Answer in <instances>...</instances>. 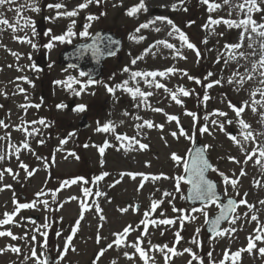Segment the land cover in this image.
<instances>
[{"label":"rangeland","instance_id":"1","mask_svg":"<svg viewBox=\"0 0 264 264\" xmlns=\"http://www.w3.org/2000/svg\"><path fill=\"white\" fill-rule=\"evenodd\" d=\"M83 2L15 0L0 6V18L14 26L0 25V220L6 219L5 213H16L10 223L0 225V232L10 231L17 237L0 236V264H39V260L47 261L48 253L55 262L47 264H145L133 244L146 251L148 264H264V254L259 251L264 248V239L255 240L257 235L264 236V159L257 164V153L244 163L248 153L264 146V97L256 92L264 89V77L260 75L264 69L257 64L253 72V65L264 55V37L251 28L244 32L223 22L245 19V13L236 7L244 0H209V4L220 5L213 11L201 0L198 20L190 31L184 30V19L196 0H143L146 10L133 16L127 12L140 0H100L79 9ZM257 3L264 9V3ZM56 4L64 7H50ZM74 9L78 11L76 16L59 15ZM89 16L97 18L89 20ZM252 19L264 24V11H254ZM143 24L148 27L141 28ZM100 27L121 35L123 47L116 56L106 59L104 77L89 84L79 69L59 66L57 55L64 46L89 39ZM174 28H179L188 42L199 43V54L206 57L203 62L197 49H189ZM69 29L74 36L64 42L53 40ZM85 30L88 36L81 35ZM242 33V46L228 48L241 43ZM169 68L175 71L155 78L132 76L134 72H166ZM237 72L244 76L243 85L236 82L240 78L234 75ZM250 73L253 78L249 80ZM217 80L220 83H214ZM157 83L165 87L158 88ZM108 87L114 88V93ZM137 87L151 95L133 98L127 88ZM180 88L190 95L184 96ZM173 92L181 103L172 99ZM71 99L76 105L68 110ZM254 100L261 103L253 105ZM245 101L248 106L237 117L229 105L241 107ZM61 104L65 107H58ZM79 105H85L86 110H76ZM157 108L162 111H155ZM84 113L91 126L80 131L77 124ZM169 116L178 117V122L169 120ZM240 119L251 126L255 140L243 141ZM146 121L153 127L149 128ZM105 124H111L113 130H97ZM205 126L206 132L202 131ZM181 128L187 135L181 134ZM231 128L236 130L242 147L230 138ZM197 136L205 144L214 169H218L211 170L210 175L219 179L225 196L238 199L235 212L220 230H227L225 235L206 231L208 218L219 209L218 201L191 205L187 203L186 180L180 182L179 190L176 188L175 178L185 177L184 164ZM65 140L67 143H61ZM140 144L148 147L142 149ZM100 147L105 148L103 155ZM173 154L183 159L177 162ZM242 169L246 175H240ZM105 172L109 175L96 179ZM221 172L229 180H238L235 188L230 183L225 185ZM128 173L144 175L132 179ZM72 180L77 182L70 183ZM242 199L247 204L239 203ZM18 204L33 206L17 211ZM125 208L127 211H121ZM165 219L174 223H160ZM128 226L131 230L116 245L117 234ZM249 237L255 240L251 252L246 250ZM164 245L167 248L160 251ZM12 247L19 248V253ZM169 248H175L176 254L168 252ZM241 249L245 250L233 260L231 254ZM225 252L229 253L228 260ZM193 253L198 258H193Z\"/></svg>","mask_w":264,"mask_h":264},{"label":"snow or ice","instance_id":"2","mask_svg":"<svg viewBox=\"0 0 264 264\" xmlns=\"http://www.w3.org/2000/svg\"><path fill=\"white\" fill-rule=\"evenodd\" d=\"M15 0H0V6L4 5V4H12L14 3ZM99 3L100 0H84L83 3L79 4L78 8L79 9H84V8H87L89 4L91 3ZM203 2L205 4H209V0H203ZM225 3H228V0H224ZM261 3H264V0H260ZM220 5L218 4H209V11H213L215 10L216 8H218ZM50 7H55L57 9H60L62 7H64V5L62 4H56V5H50ZM236 7H238L240 9L241 12H244L245 13V19H242L240 20L239 22L237 21H231V20H225L223 21L225 24H227L229 27H236V28H243V31L244 32H248L249 31V28H251V31L252 32H257V34L261 37H264V30H261V29H264V24H258L254 19H252V13L254 11L256 12H260V11H264V9H261L259 7V4L257 3V0H244L243 3L241 4H238L236 5ZM141 9H144L146 10V6L145 4L143 3V0H140V3L139 5L137 6H134L132 7L131 9L128 10L127 14L129 16H133L135 15L138 11H140ZM246 9V11H245ZM33 11H38L39 9L38 8H33L32 9ZM16 11L19 13L21 10L20 9H16ZM59 15H64V16H69V17H73V16H76L78 15V11L77 10H72V11H66V12H63V13H59ZM97 17H93V16H89L88 19L89 20H92V19H96ZM158 19H166V18H163V17H159ZM74 23V22H73ZM168 23L171 24L172 21L168 20ZM212 23H220V21L218 20H213ZM0 25H7L8 27H13V25H11L9 23V21L7 19H4V18H0ZM141 28H146L148 27L147 24H143L140 26ZM140 29L138 28L136 31H139ZM174 30L178 33H180V39L181 41H183L184 43L187 44V47L189 49H195V45L188 42V37L180 32V29L179 28H174ZM157 31H159V29H157ZM171 34V33H170ZM75 33L71 31V29H69V31L66 33V35H59V36H54L53 37V40H57V41H61V42H64L66 40V37H72L74 36ZM81 35L83 36H88L89 33L87 32V30H85L83 33H81ZM251 39V37H249ZM141 39H143V37H141ZM241 43H238V44H230V45H227L228 48H231V49H238L242 46V41H243V33L241 34ZM30 42V41H29ZM159 43H163L165 44L166 47L168 48H175V45H172V44H169L167 43L166 41H159ZM47 47L51 48L52 47V44H48ZM249 47H251V45H249ZM262 48H264V44L261 45ZM96 51L97 53H99V48H96ZM15 55V53H13ZM110 54H113V53H110ZM179 55V52L177 53ZM197 55H199V51L197 50ZM241 55H243V53H241ZM133 64L136 63V60L134 59L132 61ZM225 63H227V61H225ZM257 64L259 65V67L261 69H264V55H261L260 57V60L256 62V64L253 65V72L256 71V67H257ZM128 69H125V71H127ZM175 70L172 69V68H169L166 70V72H156V71H152V72H134L132 74L133 78L135 77H153L155 78L156 76H164L166 75L167 73H171V72H174ZM81 75H84V73H81ZM211 75V74H209ZM235 76H239V80H237L236 82L240 85H243V83L245 82V79H244V76H241L238 72L237 73H234ZM260 75L262 77H264V71H261L260 72ZM190 79H193L192 77H189ZM252 74H248L247 76V79H252ZM26 79V78H25ZM74 78L70 77L69 80H73ZM96 81H93V80H89L88 83L91 84V83H95ZM199 83V81H197ZM232 80L230 79L229 80V83H231ZM57 83H61L60 81H57ZM127 81L124 82V86L126 87L127 86ZM214 83H220L219 80L215 81ZM261 84H264V80H261ZM68 87H71V84H68ZM107 87V86H106ZM116 87H121V85H117ZM156 87L158 88H163L165 87V85L163 84H159L157 83L156 84ZM208 87H212V84H209ZM110 93H114L115 89L112 88V87H108L107 89ZM21 91H23V89H21ZM127 91L132 93L133 95V98H135L137 95H139L140 97H147V96H150L151 93H145V92H141L140 89L137 87L135 90H133L132 88H127ZM180 93H182L184 96H188L190 95V93L188 91H186L185 89L183 88H180ZM256 92H258L261 97H264V89H256ZM78 94V93H77ZM256 93H253V95H255ZM171 97L173 100L176 101V103H181V101L177 98V94L175 92H173L171 94ZM205 99H208V97H205ZM261 101H253V105L255 104H260ZM230 107L233 108L235 114L237 117H240L241 113L245 110V107L248 106V103L245 101L244 102V106H241V107H237L235 105H229ZM23 107V106H22ZM36 107H39V105H36ZM58 107H65V105L61 104V105H58ZM78 111H85L86 110V106L85 105H79L78 108L76 109ZM155 111L159 112V111H162L161 109L157 108V109H154ZM252 110L255 111V107L253 106L252 107ZM189 115H192L191 113H189ZM219 115L221 116H225L227 115L226 113L224 112H219ZM169 120L171 121H177L178 122V117L176 116H169L168 117ZM39 123L43 124L44 121L41 120L39 121ZM147 124V126L149 128L153 127V124L152 122L150 121H146L145 122ZM213 123L215 124L216 122L213 121ZM228 123H231V121L229 120ZM0 124H3V121H0ZM239 124L241 125V133L240 135L243 137V141L244 142H247L249 140H255V136L253 135V132L250 131V125L248 123H246L243 119H240L239 120ZM159 127H163V125H160ZM220 129L223 131V128H224V125L223 124H220L219 125ZM98 131H104V132H108L110 130H113V126L111 124H105L102 128H98L97 129ZM202 131H208L207 129V126H205ZM180 132L181 134L183 135H187L184 130L181 128L180 129ZM264 134V133H262ZM173 136H176V133L173 132L172 133ZM230 135V138L235 141L238 145H240L242 147V144H241V141L237 139L236 136H231ZM118 139L120 137H117ZM124 139H130L128 137H124ZM131 139H134V138H131ZM137 143H139V141H136ZM61 143H67V141H62ZM24 147L25 148H28L29 145L27 143L24 144ZM148 147L147 144H140V148L142 149H146ZM17 151H19V149H17ZM104 151H105V148L104 147H100L99 148V152L101 155L104 154ZM202 149L197 151L196 153V156L195 158L191 161V164L189 163H185L184 164V171L186 173H190V175L188 176L187 178V182L188 183H191L193 185V193H194V197L196 199H200V200H204V201H212V202H215L216 199H218V197H216V193H215V184H213V182L211 180H208L206 177H205V172L209 169H212L213 171H218V169H214L212 167V165L208 162L207 159H205L203 156H202ZM257 153H258V156H257ZM74 155V154H73ZM253 156H257V159H256V163L257 164H260L261 162V159H264V146H260L259 148H254L251 153H248L246 155V159L244 161V163H247L248 160H251L253 158ZM78 158V157H77ZM0 159H2V157H0ZM172 159L177 161V162H180L183 157L179 156V155H176V154H173L172 156ZM229 159L235 161L236 163H239V161H236L235 160V157H230ZM22 167H27L26 165H22ZM9 171H11V169H9ZM31 174V173H30ZM109 173L105 172L103 173L101 176H98L96 177L97 180H102L104 179V177L108 176ZM127 175H129L132 179H135L137 175H141L143 176L144 174L142 173H128ZM220 175L222 177H224V183L225 185H228L229 183L231 184V186L233 188L236 187V185L238 184V180L237 179H232V180H229V178L227 176L224 175V173H220ZM241 176L243 175H246V173L244 172V170L242 169L241 170V173H240ZM145 179H147V177L145 176L144 177ZM80 179H83V178H80ZM176 180V188L177 190H179V185H180V182L185 180V177L184 176H177L175 178ZM77 181L76 180H72L70 181V183H76ZM119 182V181H117ZM66 184L69 183L68 181L65 182ZM257 185H259V181L256 182ZM143 185H141L142 187ZM85 194L87 195L88 194V190L85 189ZM97 195H100V193H97ZM165 195H170V193H165ZM246 195V194H245ZM47 202L45 201V204ZM158 203L159 202H156V203H153L152 204V210L154 211L156 209V207L158 206ZM239 203L241 204H247V201L246 200H241L239 201ZM262 204H264V201H261ZM33 205H30V204H18V207H17V211L19 209H22V208H29V207H32ZM83 206V205H82ZM236 206H237V201L235 200H232V199H229L228 202H227V209L225 211L227 212H235L236 210ZM249 208L253 207L252 205H248ZM121 211H127V208L125 209H121ZM195 211V209L193 210ZM201 211H203V209H201ZM16 213L13 212L12 214H9V213H5V216H6V219H3V220H0V225H6L8 223H10L13 219V216L15 215ZM147 215V213L145 214ZM83 217H81L82 219ZM101 219H103V217H101ZM184 219H188L187 216L184 217ZM223 219H227V217L224 215V211H222L221 215L219 217H217L216 221L214 222V226L212 228V231L216 232L217 235H225L227 230L225 231H220L219 230V224H220V221L223 220ZM235 219L236 218H233L232 222L235 223ZM252 219L253 220H256L257 219V216L256 215H253L252 216ZM141 223H144L146 224L147 222L146 221H141ZM152 223H155V221H152ZM160 223L162 224H173L174 221L171 220V219H165V220H161ZM79 226V223H77V227ZM131 230V226H128L126 227L124 230H123V233L122 234H117L119 238H117L114 243L116 245H120L122 242H123V237L129 233V231ZM231 231H235V229H232ZM257 231H260L259 229ZM145 234L146 233V230H145ZM4 235H8V236H11L12 239H17L16 236H14L10 231L8 232H0V236H4ZM177 236V243L179 242V239H180V235H179V232H177L176 234ZM35 239V237H33V240ZM71 237H69V243L71 242ZM261 239H264V236H261V235H257L255 237V240H261ZM255 240H253L251 237H249V243H248V246H247V251L251 252V250L255 247ZM99 242V241H97ZM193 243H195V241H193ZM109 248L112 247V244H109L108 245ZM132 247H134L136 249L137 252H139L140 256L144 259L145 261V264H148V261H149V256L148 254L146 253V251L141 248L139 245H136V244H133ZM156 247H159V246H156ZM167 248V245H164L163 247H160V251H164V249ZM13 252H17L19 253L20 249L19 248H16V247H12L11 249ZM168 252L172 253V254H176V250L175 248H169L167 249ZM245 249H241L233 254H231V258L233 260H235L237 257L240 256V252L244 251ZM185 252H191V249H185L184 250ZM259 251L264 254V248H261L259 249ZM65 252H67V248L65 249ZM104 252L103 250L100 252V256H103ZM32 255L35 257L37 256L36 252L33 251ZM209 257L211 256V252L208 253ZM125 256H128V253H125ZM130 259L132 257H129ZM193 258H198L195 256V253H193ZM167 259V257H166ZM229 259V253L228 252H225V260H228ZM39 260V258H38ZM39 264H47V261L46 260H39ZM113 264H115V262H113ZM201 264H203V261H201ZM221 264H224V261L221 262Z\"/></svg>","mask_w":264,"mask_h":264},{"label":"water","instance_id":"3","mask_svg":"<svg viewBox=\"0 0 264 264\" xmlns=\"http://www.w3.org/2000/svg\"><path fill=\"white\" fill-rule=\"evenodd\" d=\"M123 40L118 34L111 30H106L104 28H100L93 34V36L85 41V42H79L72 46L64 47L58 55L59 64L62 66L67 67H76L80 69L82 73H84L89 79H99L103 76L102 73H104L105 64L104 61L107 57L115 55L120 48L122 47ZM96 48H99V53H97ZM113 53V54H110ZM75 106V101L72 100L69 102V109H72ZM90 125V121L88 119V115L84 114L82 115V118H80L79 122V129H85ZM231 136H235V131L232 129L230 131ZM194 147L192 149L190 158H189V164H191V161L195 158L197 151H202V156L208 160V162L212 165L213 163L211 159L208 157L207 152L205 151V146L202 143L200 138H197L195 140ZM211 169L207 170L205 172V177L208 180H211L213 184H215V193L216 197H218V200L220 202V210L215 215L211 216L209 219V222L207 223V231L210 234H214L215 232L212 231V228L214 226V222L216 221L217 217H219L224 211V215L227 217V219H223L220 221L219 224V230L221 229L224 222H226L232 212L225 211L227 209V202L229 199L237 201L234 197H227L225 200H223V193L218 188V181L217 179H213L209 177V171ZM190 173H186V180ZM188 183V182H187ZM187 198L189 202L192 205H196L201 202H208L200 199H196L194 197L193 193V185L189 183V189L187 191ZM49 262H54V260L51 258V256L48 254Z\"/></svg>","mask_w":264,"mask_h":264},{"label":"trees","instance_id":"4","mask_svg":"<svg viewBox=\"0 0 264 264\" xmlns=\"http://www.w3.org/2000/svg\"><path fill=\"white\" fill-rule=\"evenodd\" d=\"M200 1L201 0H196V2L194 4V6H195L194 9H192L190 14L185 17V19H184L185 30L187 29L188 31H190L191 29H189V28H191V26L194 27L195 22L198 20L196 18H197V16H199L200 8H198V7L200 6ZM194 40L199 41L198 39H194ZM196 44L198 45L199 43H196ZM205 58H206L205 55H203V56H201L200 59L203 62L205 60ZM200 68L201 69L204 68L203 64H201Z\"/></svg>","mask_w":264,"mask_h":264},{"label":"flooded vegetation","instance_id":"5","mask_svg":"<svg viewBox=\"0 0 264 264\" xmlns=\"http://www.w3.org/2000/svg\"><path fill=\"white\" fill-rule=\"evenodd\" d=\"M6 57H7V56H6ZM6 57H5V58H6ZM38 60H39V58H37V61H38Z\"/></svg>","mask_w":264,"mask_h":264}]
</instances>
